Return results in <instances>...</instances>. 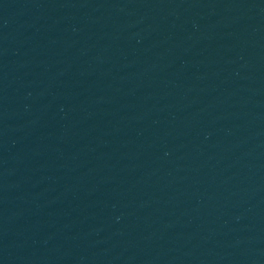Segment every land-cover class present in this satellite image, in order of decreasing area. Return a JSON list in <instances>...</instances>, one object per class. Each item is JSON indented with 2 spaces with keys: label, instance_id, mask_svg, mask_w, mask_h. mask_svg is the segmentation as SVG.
<instances>
[{
  "label": "water",
  "instance_id": "water-1",
  "mask_svg": "<svg viewBox=\"0 0 264 264\" xmlns=\"http://www.w3.org/2000/svg\"><path fill=\"white\" fill-rule=\"evenodd\" d=\"M0 264H264V0H0Z\"/></svg>",
  "mask_w": 264,
  "mask_h": 264
}]
</instances>
